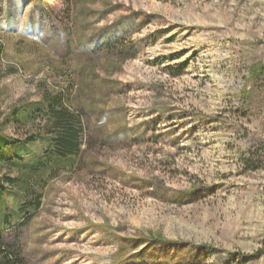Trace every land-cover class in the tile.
Masks as SVG:
<instances>
[{
  "label": "rangeland",
  "instance_id": "rangeland-1",
  "mask_svg": "<svg viewBox=\"0 0 264 264\" xmlns=\"http://www.w3.org/2000/svg\"><path fill=\"white\" fill-rule=\"evenodd\" d=\"M261 66L264 0H0V132H45L11 112L59 90L83 126L23 226L0 161L5 243L26 264H264Z\"/></svg>",
  "mask_w": 264,
  "mask_h": 264
},
{
  "label": "trees",
  "instance_id": "trees-1",
  "mask_svg": "<svg viewBox=\"0 0 264 264\" xmlns=\"http://www.w3.org/2000/svg\"><path fill=\"white\" fill-rule=\"evenodd\" d=\"M260 70L264 71V66H261ZM11 115L17 120L34 121L40 118L45 121V132L32 134L25 140L0 132V161L13 163L23 169V176L19 179L23 186L29 183L34 174L42 173V176L49 174L55 177L60 167H69L71 170L76 167L82 151L83 126L79 114L66 105L62 90L56 93L47 91L42 101L31 103L27 107H15ZM35 136L42 142L37 154L28 147L29 143L35 141ZM27 149L31 150L32 154L24 160L20 153L26 152ZM14 182V178L0 177V193L8 190L7 184ZM41 206L42 194L31 186L29 188L26 186L24 198L18 205L21 215L19 225H25ZM4 232L5 228H0V264H26L16 243H5ZM249 257L245 256L243 261H248Z\"/></svg>",
  "mask_w": 264,
  "mask_h": 264
}]
</instances>
